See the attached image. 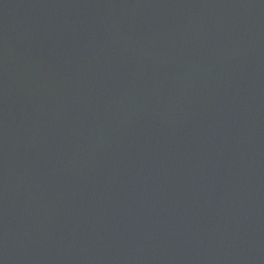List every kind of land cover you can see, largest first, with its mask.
Returning a JSON list of instances; mask_svg holds the SVG:
<instances>
[{"label":"water","instance_id":"95a60500","mask_svg":"<svg viewBox=\"0 0 264 264\" xmlns=\"http://www.w3.org/2000/svg\"><path fill=\"white\" fill-rule=\"evenodd\" d=\"M0 264H264V0H0Z\"/></svg>","mask_w":264,"mask_h":264}]
</instances>
